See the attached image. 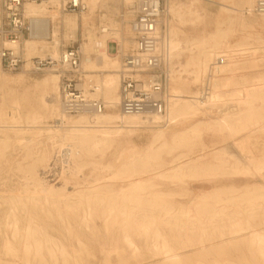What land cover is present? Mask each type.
I'll use <instances>...</instances> for the list:
<instances>
[{"label":"rangeland","instance_id":"1","mask_svg":"<svg viewBox=\"0 0 264 264\" xmlns=\"http://www.w3.org/2000/svg\"><path fill=\"white\" fill-rule=\"evenodd\" d=\"M90 1L76 12L48 4L39 16L27 13V3L26 23L45 19L49 33L37 27L41 38L25 34L12 48L25 59L18 70L0 60V264H264V16L252 11L256 0H162L169 46L172 38L182 46L170 49L169 110L159 119L142 114L149 116L143 126L71 162L58 141L67 120L82 114L62 112L69 75L62 53L81 48L78 88L103 101L104 113L122 114L93 86L103 88L118 64L120 94L123 57L135 48L136 0ZM103 38L105 54L95 47ZM34 57L55 63L35 71ZM208 82L214 98L203 103ZM239 86L255 87L257 102L254 112L236 116L231 98ZM181 95L193 97L197 110L171 121ZM48 126L61 133L49 134ZM157 133L164 136L153 141ZM135 214L148 220L136 222Z\"/></svg>","mask_w":264,"mask_h":264},{"label":"built area","instance_id":"2","mask_svg":"<svg viewBox=\"0 0 264 264\" xmlns=\"http://www.w3.org/2000/svg\"><path fill=\"white\" fill-rule=\"evenodd\" d=\"M43 0H3L2 23L0 39L19 42L37 32L36 23H26L25 4L28 2L41 3ZM84 9L77 0H67L63 10L76 12ZM258 15H264V0H256L252 10ZM135 19L132 21V32L135 48L132 53L125 55L120 70V109L123 114H158L166 115L169 105L170 81V51L167 41V30L163 24L165 8L162 0H136ZM80 47L67 49L62 53L60 62L67 65L62 81V109L66 115L83 113H102L106 106L103 101L87 97L78 88L81 74ZM0 60L3 67L16 71L24 63V57L12 49H0ZM223 58L218 59L212 66L223 64ZM53 59H32V69L43 70L54 64ZM138 75H144L138 78ZM207 94L210 85H207Z\"/></svg>","mask_w":264,"mask_h":264},{"label":"bare ground","instance_id":"3","mask_svg":"<svg viewBox=\"0 0 264 264\" xmlns=\"http://www.w3.org/2000/svg\"><path fill=\"white\" fill-rule=\"evenodd\" d=\"M77 1H80L81 2V0H77ZM91 1H94V0H91ZM124 1L125 2H129L131 0H124ZM33 3H37V2H28V4L26 3L28 5L27 6V13L30 14V15L32 14L33 16L34 15L37 16L38 14H41V13L45 12L46 5H48V4L59 5L60 4V0H43L41 2L43 4H33ZM255 3H256V1H255ZM59 6L60 7H63V5H59ZM252 9H249L248 11L251 12ZM29 19H31V18H29ZM43 20L45 21V19H43ZM44 21L42 22L41 19L38 20V18H37V22H36L35 25H36V27H38L39 30L42 29L41 30L42 33L48 35L49 30H50V27H49L50 25H49V22L47 20L45 22ZM65 22L67 24H69V25H75L76 20L73 19V18L67 17L65 19ZM42 23H43V25H42ZM39 27H41V28H39ZM75 28H77V27H75ZM38 29H37V31H38ZM109 30H110V28H104V27L101 28V31L104 32V33H106V32L108 33ZM41 32L40 33L38 32L39 34H37V35H32V38H38L39 35L42 36V33ZM46 35H44V36L46 37ZM168 35L169 34H167V41H168V38H169ZM93 39H94V36L93 35H89L88 42L85 43V46H84L85 49H87L89 47V45L91 44V42L93 41ZM106 40H107V38H103V39H99V40H96L95 41L96 51H99V52H102V54H105V52L103 53V51L101 49H105V47H106ZM7 41L8 42H6L4 44V46H6L8 48H11V49L13 48V49L16 50V48L18 46L17 45L18 42H12V41H9V40H7ZM168 44H169V42H168ZM29 46L33 47L32 44H29ZM181 48H182V46H181V44L179 42H177L173 38L170 40L169 51L171 49V51L174 53L176 51H179ZM54 52L57 53V49L54 48ZM170 57H171V52H170ZM86 60L89 61V58H87ZM223 63H224V61H223ZM116 65H118V64H116ZM116 65L111 66L112 68H110L111 70L109 71L110 74L107 77L105 83L103 84V88H100L99 86H96V85L93 86L94 90L100 91L101 94L106 95L108 97L107 103L109 104V106L111 108H116L120 104V94L118 93V86H119L118 76H117V73H116L117 70H115ZM205 68H206V65H205L204 62L198 64L196 73L199 74L201 71L205 70ZM119 77H120V74H119ZM5 80L6 81H12V79L11 80L5 79ZM51 81H53L54 84L56 83L55 76H53L51 78ZM42 82L44 83L45 86L48 85V81L47 80H43ZM42 82H41V84H42ZM210 90H211L210 94H208V96L206 94V96H207V97H205L206 98L205 99L206 101H202L201 100L203 103H208L211 100V96H212L213 90L212 89H210ZM215 95L217 96V94H215ZM195 101L196 100H194L193 97H188V96L186 97V96H182V95L181 96H178L175 99H173L172 104H171V108H170L171 109V117H170V120L171 121L175 120V117L178 114L183 115V114H187V113H192L195 110H197V107L198 106L196 105ZM213 101H214V99H213ZM245 103H246V101H245ZM251 104H253V103H251ZM52 109H54V108H52ZM62 112H63V109H62ZM241 113H243V112H241ZM122 114H119V113H104V112H102V113H95V114L83 113L82 116H79V118H77V119H70V120H67V118L65 116L64 117L61 116L60 118H58V116H57V118H58V120H59L60 123H63L66 120H67V123H69V124L63 126V127H65V129L63 130L62 134H60L61 135L60 136V139L58 138L59 139V141H58L59 142V146H65V147L67 146V147H69V149H70L69 150V157H70L69 160L72 162V161H75L77 159L78 155H80V152L83 149L99 150L100 148H102L104 146H107L109 143L116 141L118 138L122 137V135H124L125 133H130V132H132V131L140 128L147 121H149V116L146 119L144 118L146 115L144 116L142 114H131V115H127V114L122 115ZM64 115H66V114H64ZM236 116H237V114H236ZM87 117L88 118L90 117L93 120V123H94L93 125H89L88 124L89 121H87V119H88ZM154 118L155 119L156 118L159 119L160 116L158 114H155L154 115ZM47 129H48V133L49 134H59V132H60L59 130H56V131L55 130H52L51 127H49V126H48ZM163 136L164 135L162 133H157V134H155V138H154L153 141H156L159 138H162ZM51 186L52 185L47 186V187L48 188H51ZM129 188H131V187H129ZM45 201H48V200L45 199ZM129 201H131L133 203H136V204H140L141 203V200L138 199V198H136V197L129 198ZM165 213H166V215L168 217H171L172 216V213L169 210H165ZM194 217H196V216H194ZM134 219H135L136 222H140L141 220H148V216L145 215V216L141 217V216L135 214ZM141 223H142L143 228L145 227V228L148 229L149 226H150L148 222L147 223L141 222ZM36 243H37V245H35L34 248H35L36 251H40L41 250L40 244H39V242H36ZM200 244H201V242H200ZM6 246H8V244ZM33 246L32 245H28L27 246V249H31ZM46 249H48V251L50 253H53L54 252V248L51 245H49Z\"/></svg>","mask_w":264,"mask_h":264},{"label":"crops","instance_id":"4","mask_svg":"<svg viewBox=\"0 0 264 264\" xmlns=\"http://www.w3.org/2000/svg\"><path fill=\"white\" fill-rule=\"evenodd\" d=\"M42 36L39 35V38H41ZM264 78V77H263ZM260 79V78H259ZM259 79L256 81V83H260ZM264 83V82H263ZM242 90V91H241ZM238 91V92H237ZM242 93V94H241ZM235 97H233L232 100V104L233 107H235V110H232L231 112H237L235 114H239L240 115H245L248 113V111L251 110V112H254V106L255 103L257 102V98H255V96H257V89L255 87H249V88H244L242 86H239L236 90H235ZM249 96V97H248ZM221 97L222 94H221ZM246 101V103H245ZM250 101V102H249ZM253 103V104H251ZM224 104L223 98H221L220 101V105ZM239 104V105H238ZM249 105V106H248ZM250 107V108H249ZM249 108V109H248ZM248 109V110H247ZM246 110V111H245ZM243 112V113H241Z\"/></svg>","mask_w":264,"mask_h":264}]
</instances>
